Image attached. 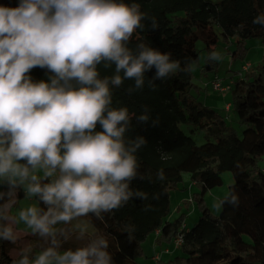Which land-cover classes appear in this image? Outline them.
I'll list each match as a JSON object with an SVG mask.
<instances>
[{"label": "clouds", "instance_id": "clouds-1", "mask_svg": "<svg viewBox=\"0 0 264 264\" xmlns=\"http://www.w3.org/2000/svg\"><path fill=\"white\" fill-rule=\"evenodd\" d=\"M145 19L139 4L124 0L0 6V185L7 189L0 191V239L15 244L31 234L47 245L31 259L33 246H25L12 264H112L109 240L84 218L103 220L134 196L148 199L130 188L146 140L126 137L134 114L113 106V89L133 80L128 92L142 90L145 72L155 68L153 80H164L181 64L143 41L128 46ZM252 23L264 27V14ZM151 26L157 28L154 19ZM220 59L218 52L209 56ZM101 64H114V74L101 78ZM34 68L46 69L49 80L34 82ZM136 119L147 122V109ZM156 179H164L162 171ZM21 189L24 203L14 211ZM224 202L236 206L238 199ZM73 237L88 242L61 251Z\"/></svg>", "mask_w": 264, "mask_h": 264}, {"label": "trees", "instance_id": "trees-1", "mask_svg": "<svg viewBox=\"0 0 264 264\" xmlns=\"http://www.w3.org/2000/svg\"><path fill=\"white\" fill-rule=\"evenodd\" d=\"M19 2L0 0V6L14 8ZM124 2L139 4L146 14L143 29L134 33L128 46L135 50L143 41L162 53H170V59L179 61L181 69L167 79L153 80V68L145 72L143 89L131 94L128 88L134 85L133 80H125L121 87L113 89V106H126L134 114L126 137L142 136L146 140L136 153L140 167L130 188L147 193L148 199L134 196L123 207L102 214L103 220L90 214L95 228L109 240L112 264H140L136 258L156 229H160V242H172L184 223V214L168 219L170 194L183 181V173H188L197 187L191 199L183 202H195L201 216L186 231L182 254L159 260L158 264H264V169L258 165L264 155V60L232 80L230 106L244 127L241 134L220 111L205 105L192 91V64L199 60L197 42L204 44L209 59L219 38L235 39L237 48L231 57H238L246 50L247 39L264 38V27L252 23L256 16L264 14V0ZM153 19L155 30L151 26ZM210 62L207 60L208 69ZM186 65L190 70H183ZM98 70L101 78L111 76L115 65L105 68L101 64ZM28 75L38 82L48 81L51 73L34 68ZM146 109L148 121L139 122L136 117ZM181 124L204 130L207 141L197 144ZM96 130H101L99 125ZM158 171L163 172V180L156 179ZM225 171L231 172L233 183L221 199L220 213L212 215L204 196L222 183ZM23 195L22 189L17 192L18 197ZM232 195L238 199L236 206L222 203ZM39 206L46 207L42 202ZM11 247L13 243L0 239V264H12L20 258L10 254Z\"/></svg>", "mask_w": 264, "mask_h": 264}, {"label": "rangeland", "instance_id": "rangeland-1", "mask_svg": "<svg viewBox=\"0 0 264 264\" xmlns=\"http://www.w3.org/2000/svg\"><path fill=\"white\" fill-rule=\"evenodd\" d=\"M216 29L217 32H220L218 28ZM245 47L246 50H244L241 55L232 58L231 53L234 52V50L237 48L236 40L231 39L225 41L222 38H219V41L212 52H218L221 55L222 59L210 62L209 63L210 68L208 69L206 66L207 60H209L208 50L204 49V44L201 41L197 42V48L199 49V60L198 62L192 64V70L194 73L193 83L195 85L192 91L200 101H202L205 104V100H206L207 106L214 108L213 104L216 101H214L210 97V95L214 96L217 94V92L224 97V98L222 97L223 98L222 101L224 103L227 102L230 103L232 101V96L230 91L222 93L219 90H214L212 88L211 82L215 77H217L221 79L224 84H226L229 82L231 76L233 77L234 75L237 76L239 74L242 75L246 73V71L242 70V66L245 65L246 63H250V65H253L255 67L263 62L264 38L261 37L249 38L245 41ZM220 112L222 116L226 118L229 124H231L238 131V133L241 134L240 132L244 127L238 121L233 108L231 107L232 116L230 117V119L227 118L225 112L222 111ZM181 128L187 135L191 136L197 144H203L204 142L207 141L204 130L200 128H195L194 126L188 124H181ZM210 140L213 139L210 138ZM258 165L261 166V168L264 167V155L261 157V159H259ZM221 177H222V183L218 186L212 187L211 189L207 190L204 196L205 203L208 206L212 215H218L220 213L222 208L221 199L228 194L229 186L233 183V178L230 171L223 172L221 174ZM5 190L7 189L3 185H0V191H5ZM196 190L197 187L193 185L192 181L190 180L189 174L183 173V181L179 183L177 189L175 186L171 190V195L174 199V191H177L178 193L182 192L185 193L186 196H188L187 198H185V200H190L192 193L195 192ZM175 198L177 199L176 202H178L179 197H175ZM17 200L18 202L14 207V211L18 210L19 207L23 206L24 195L22 197L17 196ZM32 202L33 201H28L29 204ZM37 203L39 206L38 201ZM178 205H180V209L175 212L173 202L171 201L168 218H170L171 215H173L172 219H175L178 218L181 213H183L185 225H188L190 228H192L199 219V217L201 216V211L199 210L197 204L195 202H190V201L183 202L182 200L181 202L178 203ZM84 219H87L91 223L90 224L91 231L104 235L102 232H99L95 228L94 224L91 221L90 214ZM73 223H75V221ZM62 226L68 227L67 225H62ZM21 227L23 226L21 225ZM152 237H153L152 235L148 236L147 240L143 243L142 254H140L136 258V261L139 262L140 264H158V262L153 260L152 257L154 254V251L151 247ZM87 242H88V238H85V240L80 241V240H76L75 237H73L71 240L62 244L61 251L68 250L69 248L75 250L77 247L84 246ZM28 245L33 246V251L32 254L30 255V259L34 258L37 252H39L40 250H42L44 247L47 246L45 242L38 236L25 234L22 235L21 238L15 244H13V247L10 248V254L13 257H18L20 250Z\"/></svg>", "mask_w": 264, "mask_h": 264}, {"label": "crops", "instance_id": "crops-1", "mask_svg": "<svg viewBox=\"0 0 264 264\" xmlns=\"http://www.w3.org/2000/svg\"><path fill=\"white\" fill-rule=\"evenodd\" d=\"M253 66V65H251ZM244 75V74H243ZM236 76L234 75L233 77L231 76L229 82H232V80L235 78ZM228 82V83H229ZM210 97L216 101L214 102L213 104V107L216 109V110H220L222 112H225L226 115H227V118L230 119V117L232 116L231 114V106L229 107V109L226 108V106L230 103L227 102V103H224L222 101V99L224 98L222 95H220V93L217 92L216 95H210ZM223 97V98H222ZM205 105H207V101L205 100ZM226 120V118H225ZM264 169V167L262 168ZM177 189V188H176ZM175 197H179V200L178 202H176V198ZM188 196L185 195V193H178L177 191H174V199L172 197V195L170 194V205H171V201L173 202V206H174V211H178L180 209V205H178L179 202H181L182 200L185 201V198H187ZM172 199V200H171ZM173 215H171L170 218H168L169 220H173L172 219ZM185 225V223H183ZM185 228L188 230L190 229V227L188 225H185ZM153 237H152V244H151V247L154 251V254H153V260L155 256L158 257V260H155V261H159V260H167V259H170L172 257H174L175 255H180L182 254V248L181 247H178V248H175V247H172L171 246V243H167L165 241L163 242H160L159 241V234H157L156 232L152 233L151 234ZM147 240V239H146ZM168 249V251H166V249ZM179 251V253H178Z\"/></svg>", "mask_w": 264, "mask_h": 264}, {"label": "built area", "instance_id": "built-area-1", "mask_svg": "<svg viewBox=\"0 0 264 264\" xmlns=\"http://www.w3.org/2000/svg\"><path fill=\"white\" fill-rule=\"evenodd\" d=\"M250 66H251L250 63H246L245 65L242 66V70L247 71L250 68ZM239 75H241V74H239ZM211 84H212V88L214 90H219L220 92L225 93L227 91H230L232 82L224 84L221 79L215 77L212 80ZM229 107H230V105L228 104L226 106V108L229 109ZM186 231H187V229L185 228V225L183 224L180 227L179 232L172 239V242H171L172 247L178 248V247L182 246V244L184 243V235H185ZM155 232L157 234H159L160 229H156ZM168 249L169 248H167L166 251H168ZM154 259L158 260V257L155 256Z\"/></svg>", "mask_w": 264, "mask_h": 264}]
</instances>
